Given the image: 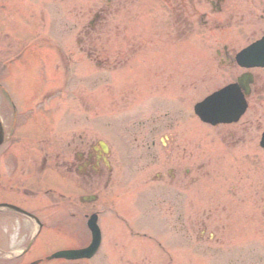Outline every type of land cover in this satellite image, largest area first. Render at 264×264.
Wrapping results in <instances>:
<instances>
[{
  "label": "rangeland",
  "instance_id": "374dc122",
  "mask_svg": "<svg viewBox=\"0 0 264 264\" xmlns=\"http://www.w3.org/2000/svg\"><path fill=\"white\" fill-rule=\"evenodd\" d=\"M121 1L116 0L115 7ZM134 1L136 3L132 5L128 0L126 10L130 11L126 18L131 16L132 19L123 20L124 16L120 19L119 15L110 18V34L114 33L112 28L119 22L127 21L133 32L141 37H150L152 42L125 65H113L108 70L96 65L86 53L76 48L72 27L76 20L80 26L87 22L91 18L89 12L92 9L89 11V8L93 5L95 9L103 7L107 0H0V65L11 56L10 53H16L23 45L31 43L30 40L37 39L31 48L37 57L32 58L34 62L16 85L20 88L18 93L25 94L22 101L26 106L40 100L46 103V131L40 139L47 143V149L52 150L68 148L75 132L78 136L84 134L85 138L108 141L113 161L126 176L125 186L116 187L117 197L127 203L130 215L144 212L135 206V199L156 201V198L168 196L167 184L165 186V181L159 183L156 178L169 168L166 135L170 123H173V133L179 136L180 142L188 141V153L194 155L197 162L205 155L214 159V163L211 159L209 164V180L213 182L214 177L220 180L217 184L220 186L221 183L223 197H229L230 186L235 182L232 168L238 167V175L244 174V185L239 188L244 203L239 211L230 204L217 208L211 202H204L203 187H190L191 216L203 218L210 215L212 220L219 216L223 226L212 240L191 235L189 247L186 242H181L176 250V261L180 264H224L233 258L232 252L237 248V255L243 259L241 264H264V149L259 144L264 130V94L259 98L252 97L250 110L243 118L252 120L256 127L254 134L241 143L248 160L235 159L233 164H229L230 159L222 154L223 145L219 144L217 137V133L222 132L217 127L203 124L193 112L195 102L234 77L232 69H219L210 57L218 45L216 34L196 29L186 38L189 46L184 48L179 44L181 49H178L175 44L168 48L163 41L172 35L173 30L167 27L169 14L166 4L161 0ZM8 30L11 37H3ZM43 36L61 37L64 53L72 57L71 63L68 57L60 62L53 49L47 45L40 46ZM241 41L231 44L230 47L236 46L234 54L251 40ZM9 45V49L13 48L11 52L7 50ZM164 50L167 53L161 57ZM188 68L189 71H200L191 78H169L170 72ZM67 69H72L73 73ZM123 70L134 74L125 76ZM49 90L50 96L42 98L41 95ZM14 142L15 149L35 151L39 147L38 137L35 140L20 138ZM237 149L236 153L240 155L241 148ZM246 162L253 171L251 184L247 179ZM153 188H163V194L158 195ZM162 211L153 207L149 213L161 216L165 214ZM154 245L156 254L150 257V252H146V261L149 264H167L169 257L166 251ZM217 246L222 247L225 253L228 250L226 260L215 259V252L211 250ZM52 250L47 249L49 252Z\"/></svg>",
  "mask_w": 264,
  "mask_h": 264
},
{
  "label": "flooded vegetation",
  "instance_id": "af4514ba",
  "mask_svg": "<svg viewBox=\"0 0 264 264\" xmlns=\"http://www.w3.org/2000/svg\"><path fill=\"white\" fill-rule=\"evenodd\" d=\"M234 1L166 0L171 27L175 34L180 35L177 40L193 31L196 25L208 30H219L216 43L222 46L217 47L214 57L220 66L236 67L232 56L235 48L230 46L239 37L251 39L261 32L264 0H244L246 9ZM126 4V0L121 1L119 13L126 9ZM91 9L93 12L94 8ZM105 16L106 13L100 8L93 12L94 18L89 25L80 30L77 23L75 25L79 34L76 44L98 64L112 67V64L133 57L152 41L136 36L125 23L118 28L121 35L118 39L94 37L95 33L104 34L108 27L109 19ZM175 40L174 34L167 38L170 44ZM13 67V57L0 65V133L3 134L4 142L11 135L27 139L40 137L44 129L41 119H35L32 125L27 124L25 121L30 113H36L35 108L26 106L24 102H15L11 96L7 85L11 82ZM240 73L249 74L250 95L264 94V69H246ZM170 74L169 78L190 77L187 71H173ZM37 110L39 116L40 107ZM173 128L167 141L170 164L165 184L168 198L155 205L166 206L167 214L161 222L169 238L166 244L163 241L159 243L169 255L167 264H180L176 261V250L181 242H186L189 247L191 235L200 239H214L223 224L219 216L214 220L210 215L203 218L191 216V184L199 182L203 187L202 192H207L211 160L205 155L197 162L188 153V141L183 140L181 143L179 136L173 133ZM254 130L252 120L246 119L231 126H221L218 131L222 133H218L217 137L222 145L235 150L254 134ZM73 136L65 149H47L43 139H38L39 147L35 151L15 148L2 150L3 145H0V264H144L137 260V253H143L144 246L141 230L137 228L138 223L141 227L146 224L152 226L148 223L151 221L139 218L132 223L128 219L131 215L126 213L127 205L111 196L114 188L122 184L124 173L121 169L117 170L110 148L107 151L100 144V139L85 138L84 134L78 136L76 132ZM243 158L248 160L247 154ZM48 168L50 170L46 172ZM237 175L238 172L236 178ZM247 179H250L251 184L253 171L248 166ZM47 181L55 188V191L51 188L48 191L53 192L54 196L40 198L39 190ZM243 185V177H238L233 185L234 197H223L220 186L216 184L215 197L205 198L204 202H211L217 208L227 204H243L239 193ZM13 206L31 212L34 217ZM92 218H95L101 231V244L94 256L75 260L48 258L59 250L89 246L94 239ZM127 244L130 246L127 247ZM47 249L53 250L49 252Z\"/></svg>",
  "mask_w": 264,
  "mask_h": 264
},
{
  "label": "water",
  "instance_id": "95a60500",
  "mask_svg": "<svg viewBox=\"0 0 264 264\" xmlns=\"http://www.w3.org/2000/svg\"><path fill=\"white\" fill-rule=\"evenodd\" d=\"M85 253L83 251H65V252H62V253H58V254H55L54 256H66L68 258H77V257H81L82 255H84Z\"/></svg>",
  "mask_w": 264,
  "mask_h": 264
}]
</instances>
